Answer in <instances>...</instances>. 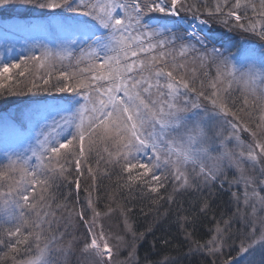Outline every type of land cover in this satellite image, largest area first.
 Masks as SVG:
<instances>
[{"label":"snow or ice","instance_id":"1","mask_svg":"<svg viewBox=\"0 0 264 264\" xmlns=\"http://www.w3.org/2000/svg\"><path fill=\"white\" fill-rule=\"evenodd\" d=\"M12 5L41 10L26 31L57 42L0 57V102L28 97L21 120L0 116V264H264V0H0ZM185 192L201 200L179 206L183 240L153 250L187 251L142 260L152 227L138 231L133 202L159 212ZM217 194L230 214L212 212Z\"/></svg>","mask_w":264,"mask_h":264},{"label":"trees","instance_id":"2","mask_svg":"<svg viewBox=\"0 0 264 264\" xmlns=\"http://www.w3.org/2000/svg\"><path fill=\"white\" fill-rule=\"evenodd\" d=\"M41 17V10L39 9H31L25 8L23 6L12 5L6 9H0V22H10L11 20L17 21H30L34 18ZM43 17V16H42ZM215 33H220L223 36L225 44L223 46L229 47L231 49L239 48L240 43L242 42L243 38L241 36H237L235 34L227 33L225 30L216 27ZM61 95H68V94H45L40 93L37 94L36 97L33 99H39V101L47 102L53 97H59ZM10 103H3L0 102V115L9 110L25 106L28 97H9L8 98ZM246 136V134H245ZM231 175V174H230ZM108 182L105 181V185ZM171 191V189H169ZM81 199L83 200V193H81ZM201 200V195L199 193H192V192H185L183 194H178L176 196V203L172 205H168L166 202L162 204L159 208V212H157L156 207L151 205L148 201H140L136 200L133 203L135 204V212L136 215L133 217V222L135 227L138 231H146L150 226L152 227L151 232H147L146 240L141 243L138 248V255L143 260L145 257H150L152 259H162L164 255H168L170 257H176L178 259L182 258V253L187 251L186 247H171L165 248L161 243L156 244V248L158 250H153V243L155 241H159L162 237H167L169 239L174 238V243L178 241H182L183 237L179 235V229L176 224V216L179 211V206L183 205V208L186 212H191L194 208H196L198 202ZM229 197L228 195H220L217 194L216 196L211 198L212 203V212H214L217 216H220L222 213H229L231 212V208L228 203ZM104 205L101 204V208ZM143 208L144 212L147 213L145 215L140 211ZM198 210V208H197ZM168 212L167 216H164L163 213ZM184 214V213H180ZM118 222V217L114 216L111 219H106L104 221L105 226L112 225L115 228V225ZM121 223V227H122ZM208 225L206 224L204 227L199 229V235H203L207 232ZM207 239L206 236H204ZM235 255V253H233ZM80 264V261L74 255L72 257V264ZM183 264H189V260L183 258Z\"/></svg>","mask_w":264,"mask_h":264},{"label":"rangeland","instance_id":"3","mask_svg":"<svg viewBox=\"0 0 264 264\" xmlns=\"http://www.w3.org/2000/svg\"><path fill=\"white\" fill-rule=\"evenodd\" d=\"M43 19H36L33 21H42ZM31 21V22H33ZM31 22H18L17 20L8 22L11 25L16 26V30L9 32L8 34H5L3 31H0V57L7 59L9 57V52H8V46H12L13 50L11 51L10 55L12 57L19 58V55L21 51H23L25 48L29 47L31 44H46L48 48L55 50V44L56 40L53 36L51 35H42L39 32H32L28 33L26 31V27L28 24ZM3 24V23H0ZM241 46V43L240 45ZM240 48V47H239ZM238 48L232 49V51H237ZM36 54H39L37 51ZM57 102H62L58 101L56 99L50 100L47 102H42V103H57ZM23 109V108H22ZM20 110L21 109H13L9 112H5L0 116H4L7 114L8 116L16 119L17 121L21 120V115H20ZM59 119V117H56ZM51 118H49L50 122ZM28 125H26L25 131L27 136H30L31 138L34 139L36 132L39 131V126L36 124L35 121L26 122ZM4 140H5V134H4V126L2 123H0V153H2L3 148H4ZM30 142L28 138H13L9 137V143L12 145L13 148H17L22 150L23 147H26L27 144ZM76 258L79 261L78 254L75 255ZM256 259L259 260V254H257ZM80 264H89V261L84 260L80 261Z\"/></svg>","mask_w":264,"mask_h":264}]
</instances>
